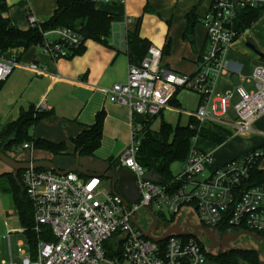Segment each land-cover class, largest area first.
Returning <instances> with one entry per match:
<instances>
[{
    "label": "built area",
    "instance_id": "obj_1",
    "mask_svg": "<svg viewBox=\"0 0 264 264\" xmlns=\"http://www.w3.org/2000/svg\"><path fill=\"white\" fill-rule=\"evenodd\" d=\"M87 1L100 5L125 0ZM243 8L264 9V0H212L201 18L206 49L195 72H176L162 62V49L150 45L138 64L128 65L126 80L107 89L108 100L126 106L131 114L155 116L170 104L178 90L186 89L199 96L195 116L200 124H225L234 135L253 131L254 122L264 114V63H256L251 74L242 76L252 83L251 90L242 86L216 90L218 77L229 70L225 53L239 35L236 19ZM28 20L30 27L41 29L34 15L30 14ZM42 34L44 41L39 46L53 59L66 57L70 50L84 44L83 36L70 27L58 26ZM19 65L0 52V81ZM27 67L41 70L34 63ZM234 94L238 96L233 104L236 118L227 120L226 110ZM196 139L192 138L174 180L163 184L144 177L146 170L136 160L139 141L133 138L115 158V168H127L135 175L139 192L135 202L125 203L121 195L104 190L105 178L97 173L24 170L23 183L33 203V230L43 233L46 239L38 237L33 244L18 240L14 256L11 236L25 234V228L20 224L17 228L8 226L5 239L9 262L2 264H215L208 261L204 244L192 236L170 235L159 242L146 237L132 221L137 217L136 223L143 227L138 213L141 208L157 218V230L160 223V227L168 225L163 223V215L167 222L171 215L192 210L199 223L210 229L226 224L237 229L233 232L249 231L264 238V183L245 186L264 150L254 148L215 164L212 153L195 146ZM22 147L32 150L29 143Z\"/></svg>",
    "mask_w": 264,
    "mask_h": 264
},
{
    "label": "crops",
    "instance_id": "obj_2",
    "mask_svg": "<svg viewBox=\"0 0 264 264\" xmlns=\"http://www.w3.org/2000/svg\"><path fill=\"white\" fill-rule=\"evenodd\" d=\"M5 1L8 9L4 16L20 30L30 28V14L35 16L38 23H44L57 8V0ZM211 2L212 0H125L121 4L95 5L112 15L111 32L106 44L87 39L81 54L59 59L51 58L40 46L8 49L4 56L16 60L20 65L12 70L0 88V128L16 120L20 112L28 110L31 105L44 104L41 110L50 112V115L33 125L31 135L54 143L64 142V152L72 154L74 146L71 140L94 124L96 113L103 111L100 146L92 156L98 165L93 164L95 169L90 171L98 174V166L109 159L115 160L132 142L134 130L148 117L131 114L126 106L108 100L107 89L114 83L126 80L130 64L127 56V33L137 31L150 45L161 49L168 43L169 52L162 54V62L178 73L192 74L206 49V29L201 18ZM260 13L258 19L242 31L226 51L225 60L228 61L229 70L218 77V92L237 86L246 90L253 88L252 83L242 76L251 74L256 63H264V10ZM188 16L192 21L187 20ZM188 23L193 26V43L184 38ZM31 63L41 70L29 69L27 65ZM237 100L238 96L234 94L225 119L235 120L233 104ZM198 104L199 96L195 92L178 90L172 102L160 114L152 117L151 129L158 130L161 120L171 126H185L191 119L198 121L195 116ZM201 125L211 127V130H207L222 139L219 143L206 139L214 145L206 152L213 154L215 164L224 163L254 148L264 150V114L254 122L253 131L242 135H234L225 124L203 122ZM237 137L238 140L247 141L246 148L238 154L230 153L227 146ZM28 150L30 149L21 146L17 152L24 153ZM31 151H34V157L53 159L47 151L33 147ZM41 151L44 154H40ZM215 155L219 158L216 159ZM55 160L62 164L61 159ZM259 168L264 169V156L259 160Z\"/></svg>",
    "mask_w": 264,
    "mask_h": 264
},
{
    "label": "trees",
    "instance_id": "obj_3",
    "mask_svg": "<svg viewBox=\"0 0 264 264\" xmlns=\"http://www.w3.org/2000/svg\"><path fill=\"white\" fill-rule=\"evenodd\" d=\"M7 9L6 1L0 0L1 53H5L8 49L15 47L26 49L30 46H39L44 41L42 31L51 30L58 26L70 27L76 30L83 36L84 41L91 39L104 44L107 43L111 32L112 15L96 8L94 3L87 0H57L56 10L46 22L40 23L41 29L36 26L27 30H20L14 27L8 18L4 16ZM262 10L264 9H240L236 19L237 33L240 34L256 21ZM187 20L190 21L191 17L188 16ZM192 27L188 23L184 31V38L188 39L190 43H193ZM126 44L129 63L133 64L140 62L150 46L149 41L141 38L137 31L127 33ZM83 51L84 44H81L78 48L70 50L66 57L81 54ZM168 52L169 44L167 43L162 49V54ZM3 81H0V88ZM48 115H50V112L36 109L33 105L28 110L21 111L16 120L0 128V151L9 156L16 153L23 143H29L34 149L49 152L53 157L52 162L62 170L71 165L72 161L74 162L76 153L79 156H93L94 151L100 146L103 131V111L96 113L94 124L85 128L71 140L74 146L72 154L64 152V142L54 143L34 138L31 135L30 130L33 125ZM152 117L155 116H148L141 126L134 130V139L139 141L136 160L146 170V177H153L157 182L165 184L174 180L171 165L175 162H182L186 158L194 136L218 143L222 142L221 137L209 132L204 126H200V122L193 119L185 126H171L161 120L159 129L153 130L150 126ZM55 158L61 159L62 164H59ZM259 160L256 161L250 171V176L245 184L247 187L264 183V169L259 168ZM108 163L110 167H115L116 165L114 159H109ZM23 171L19 170L16 174H13L12 171L0 173V191L11 194L13 209L18 216L19 224L25 228L26 241L33 244L38 237L46 239V236L33 230V203L23 183ZM162 218L165 220L164 215ZM174 219L175 217L171 215L169 219H166L168 220L167 222L162 221L164 224H169ZM215 229L220 233L237 231L236 228L226 224H220ZM258 235L261 236V234ZM206 256L209 262L215 264H240L241 261L248 264H264V260L260 259L259 251L252 248L235 247L223 252H207Z\"/></svg>",
    "mask_w": 264,
    "mask_h": 264
},
{
    "label": "water",
    "instance_id": "obj_4",
    "mask_svg": "<svg viewBox=\"0 0 264 264\" xmlns=\"http://www.w3.org/2000/svg\"><path fill=\"white\" fill-rule=\"evenodd\" d=\"M251 48L253 46L248 44ZM43 151V150H42ZM41 151V152H42ZM34 151L28 150L24 153L16 152L12 155H6L0 151V160L6 163L11 169L13 174H16L19 170H27L29 168H48L58 174L74 171L82 175L92 174L90 171L95 169L93 164H97L92 156H79L76 153L74 163L62 170L59 169L53 162L51 158H39L33 156ZM98 165V164H97ZM98 174L105 179L110 180L111 191L117 193L123 197L124 202L132 201L135 202L139 198V192L136 186V177L135 175L127 168L124 167H110L108 162H102L99 166ZM97 167V168H98ZM3 172L5 169H2ZM2 173V172H0ZM146 178V176H144ZM148 216L151 218V222L148 228H143L142 226L136 223L137 217L132 221L138 226V228L143 232V234L155 240L156 242L162 241L170 235L176 236H192L196 239H199V235L202 232L208 237L210 242L205 246V249L208 253H214L217 251L223 252L230 248L228 244L231 240L235 239L240 233L250 235L259 240H263L262 236H259L255 233L249 231H239L234 234L227 232L222 238L212 231L210 228L203 226L200 223H192V218H194V213L190 210L187 214L180 212L175 216L173 222L169 223L164 227H159L157 230L158 235L153 234V230L157 224V218L150 212V210L145 209ZM102 264H107L103 262Z\"/></svg>",
    "mask_w": 264,
    "mask_h": 264
},
{
    "label": "rangeland",
    "instance_id": "obj_5",
    "mask_svg": "<svg viewBox=\"0 0 264 264\" xmlns=\"http://www.w3.org/2000/svg\"><path fill=\"white\" fill-rule=\"evenodd\" d=\"M206 130L211 127L205 126ZM239 138H234L233 142L229 143L227 146V149L230 153L238 154L240 151L246 148L247 141L246 140H238ZM237 140V141H236ZM195 146L199 147L200 149L204 151H208L211 146H214L213 143L208 142L205 138H197L195 140ZM226 149V150H227ZM40 154H44V152H40ZM217 154V153H216ZM241 155V154H240ZM218 156L215 155V158ZM239 157V155L237 156ZM216 163V162H215ZM182 163L177 162L171 166V170L173 173H178L182 167ZM2 169H5L9 171L11 169L6 163L0 160V172H3ZM105 185L104 190H110V180L105 179ZM139 220L140 224L143 225V227L148 228L151 222V218L148 216L146 210L144 208H141L139 210ZM192 223H199V218L195 214L194 218H192ZM161 224V223H160ZM158 224V227L160 226ZM8 226L12 228H17L19 226L18 216L16 212L13 209L12 200H11V194L9 192H2L0 191V264L9 262V257L7 253V241L5 239L6 231L8 229ZM214 231L215 229H211ZM154 234H157V229L154 228L153 230ZM199 240L204 244H208L210 240L205 235L204 232L201 231L199 235ZM12 255L16 256V242L18 240L26 241V237L24 234L16 233L12 234ZM228 247H236V248H252L259 251L260 259L264 260V241L256 239L254 237H251L250 235L240 233L235 239L231 240L228 244ZM15 261L20 263V260L15 257ZM240 264H248L246 262L241 261Z\"/></svg>",
    "mask_w": 264,
    "mask_h": 264
},
{
    "label": "flooded vegetation",
    "instance_id": "obj_6",
    "mask_svg": "<svg viewBox=\"0 0 264 264\" xmlns=\"http://www.w3.org/2000/svg\"><path fill=\"white\" fill-rule=\"evenodd\" d=\"M214 232H216V234H218V236L220 237V238H222L227 232H225V233H220V232H218V231H214ZM228 232H231L232 234H234V233H236V232H233V231H228Z\"/></svg>",
    "mask_w": 264,
    "mask_h": 264
}]
</instances>
